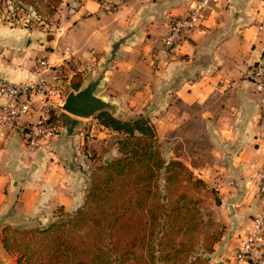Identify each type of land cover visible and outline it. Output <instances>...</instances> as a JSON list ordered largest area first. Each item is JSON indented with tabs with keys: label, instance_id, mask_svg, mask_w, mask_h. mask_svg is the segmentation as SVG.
Instances as JSON below:
<instances>
[{
	"label": "crops",
	"instance_id": "0c3cea01",
	"mask_svg": "<svg viewBox=\"0 0 264 264\" xmlns=\"http://www.w3.org/2000/svg\"><path fill=\"white\" fill-rule=\"evenodd\" d=\"M196 1L61 0L56 26L47 34L0 22V78L40 83L43 92L35 98L47 103L49 113L58 108L61 114L58 135L35 146L28 145L25 131L37 111L0 128V232L5 226L44 227L57 209L81 208L92 156L117 153V132L60 108V93L102 73L96 95L113 102L116 113L149 114L168 146L175 131L192 128L212 141L217 164L205 177L222 181L215 184L213 207L222 232L204 258L222 264L231 257L262 207L256 182L264 165V85L258 88L249 73L255 65L264 71V0H209L200 24L176 52L163 53L170 18ZM175 158L170 149L166 162ZM182 162L191 168L190 157ZM16 258L0 238V264H17Z\"/></svg>",
	"mask_w": 264,
	"mask_h": 264
},
{
	"label": "trees",
	"instance_id": "16d2710c",
	"mask_svg": "<svg viewBox=\"0 0 264 264\" xmlns=\"http://www.w3.org/2000/svg\"><path fill=\"white\" fill-rule=\"evenodd\" d=\"M42 2L52 12L61 0ZM79 83L72 82V88L78 89ZM97 118L118 133L119 156L98 167L83 206L66 218L63 209H57L44 227H4L3 248L16 255L17 264H209L204 255L212 252L221 233L208 232L200 243L193 239L197 223L192 216L179 221L184 195L176 197L173 187L166 186L163 200L156 183L161 168L169 182L175 177L179 183L181 177L189 181L191 172L179 162L161 159L146 118L121 120L105 112ZM175 166L182 173L175 175ZM194 183L203 184L200 179Z\"/></svg>",
	"mask_w": 264,
	"mask_h": 264
},
{
	"label": "rangeland",
	"instance_id": "374dc122",
	"mask_svg": "<svg viewBox=\"0 0 264 264\" xmlns=\"http://www.w3.org/2000/svg\"><path fill=\"white\" fill-rule=\"evenodd\" d=\"M16 3L18 5L17 8L15 7ZM57 7L52 12H49V10L44 6L42 0H33L32 3L29 4H24L20 2V0H0V22L7 23L10 26L16 28L25 27L28 29L40 30L46 34L51 33L53 32L57 22L55 18V12ZM60 95L64 96L63 93H60ZM56 110L59 109L53 108L50 113L51 122L55 124L61 115L59 112H56ZM103 112L108 113L109 116L121 120H129L141 116L142 118H146L149 124H151L154 128V124L149 114H145L141 112L135 113L133 115H129V114H121V113L111 114L106 110H101L100 112H97L90 118H97L98 115H100V113ZM61 113L70 115L64 110H62ZM154 132H155L156 149L158 150L161 159L165 163H166L167 154H169L171 149L172 152H174L175 157L178 159L175 158L170 161L179 162L182 165H185L182 162L183 159L190 157V165H191V168L185 165L186 168L191 172V177H190L191 179L189 181L188 180L186 181L184 180L185 179L184 177H181L180 183L177 177L174 178V182L173 179L170 182L166 181V179L164 178V174H166V172L164 169L161 168L157 172V178H156L158 193H162L163 195L162 199L166 200L165 199L167 194L166 186H169L170 188L173 187V189L177 193L176 197L179 196L180 194L184 195L182 201L185 208H183V211H181V220L179 221H183L185 217L188 218L189 214L190 216H192L191 221L192 222L195 221L197 224L194 227L195 229L193 231L190 230L191 235L194 236L193 239L198 238L199 243H200V239L203 238V235H206V233L208 232L212 233L214 231L215 232L217 231L221 233L222 228L219 227V225H217V221L215 220L216 212L213 207L214 205H216V203H218L217 194L216 191L214 190L215 184L222 183V181L220 179L218 180L212 179L211 181V179L207 180V178L205 177L207 171L210 170L215 164H217L214 161V157H215L214 151L216 147L212 144V141L206 135H203L202 132L199 133L198 130L193 128L190 130V133L186 132L185 134L183 133V131L180 130L175 131V135H174L175 138L173 139L172 146L167 145L168 143H167L166 134H164L162 136L163 138H161L160 140L158 135H156L155 129ZM116 140L117 139H115L114 144L117 147ZM118 156L119 153L117 151V153L112 157L105 158L107 159V163H105L104 159H102L101 157L96 156V160H94L93 168L90 171L89 182L90 179L94 178V176L97 174L98 167L100 165L108 164ZM193 167L195 170H193ZM172 168H177L174 169L175 175L182 173V171L177 166ZM203 178L206 179L207 181L203 180ZM196 179H200L203 182V184L202 185L198 183L195 184L194 182ZM168 203L170 205L171 201H169ZM64 213H66V215L63 218H66L67 216L76 213V211L71 213L68 212H64ZM190 231L188 232V235L190 234ZM195 244H198V242H196ZM198 246H200V244ZM180 259L181 258H179V260ZM177 262L178 261H176V263ZM158 263L160 264V262Z\"/></svg>",
	"mask_w": 264,
	"mask_h": 264
},
{
	"label": "built area",
	"instance_id": "2783aa9c",
	"mask_svg": "<svg viewBox=\"0 0 264 264\" xmlns=\"http://www.w3.org/2000/svg\"><path fill=\"white\" fill-rule=\"evenodd\" d=\"M208 4L209 0H197L186 13L170 18L167 33L162 38L163 53L176 52L186 33L200 24ZM40 65L44 67V61ZM249 74L258 88L264 85V71L260 65L253 66ZM42 92L40 83H10L0 78V128L16 126L22 115L37 111L36 120L26 126L28 145L35 146L39 140L58 135V127L50 120L47 103L35 98ZM256 197L261 202V210L251 219L231 257L222 264H264V165L257 174Z\"/></svg>",
	"mask_w": 264,
	"mask_h": 264
},
{
	"label": "water",
	"instance_id": "95a60500",
	"mask_svg": "<svg viewBox=\"0 0 264 264\" xmlns=\"http://www.w3.org/2000/svg\"><path fill=\"white\" fill-rule=\"evenodd\" d=\"M101 79L102 73L90 79L83 87L76 91L68 88L65 89L64 99L60 104V108L70 115L80 118H90L101 110H106L111 114L116 113V106L113 102L96 95V89ZM104 162L107 163V159H104ZM0 234V238H2V229Z\"/></svg>",
	"mask_w": 264,
	"mask_h": 264
}]
</instances>
